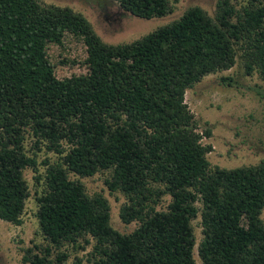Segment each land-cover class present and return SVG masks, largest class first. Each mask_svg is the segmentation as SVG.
Instances as JSON below:
<instances>
[{"label":"trees","instance_id":"16d2710c","mask_svg":"<svg viewBox=\"0 0 264 264\" xmlns=\"http://www.w3.org/2000/svg\"><path fill=\"white\" fill-rule=\"evenodd\" d=\"M115 1L140 19L173 13L171 0ZM68 34L85 46L86 72L59 79L57 66L77 62L53 63L48 50ZM238 58L264 80L263 0H218L213 17L192 7L121 45L106 44L71 8L0 0V220L23 224L32 169L42 237L23 262L65 264L61 248L71 245L91 247V264H197L196 248L202 264H264V160L213 167V146L203 143L212 133L198 131L186 103L188 90ZM28 134L57 156L43 171ZM104 172L109 190L127 198L121 220L139 223L130 234L114 229L109 200L80 180Z\"/></svg>","mask_w":264,"mask_h":264},{"label":"rangeland","instance_id":"374dc122","mask_svg":"<svg viewBox=\"0 0 264 264\" xmlns=\"http://www.w3.org/2000/svg\"><path fill=\"white\" fill-rule=\"evenodd\" d=\"M245 1L247 0H240L241 3ZM40 2L44 6L71 8L91 23L106 44L121 45L139 40L158 28L178 20L192 7H201L213 17L218 0H171L173 13L152 20L134 17L125 12L115 0H40ZM85 51V46L69 34L64 39L63 47L50 46L48 53L53 63L65 59L77 62L75 66L71 64L57 66V77L64 79L85 73L86 69L82 66L86 58ZM222 78H229L231 81L225 82ZM186 103L195 116L198 131L203 134L210 130L212 133L211 137L204 136L203 143L213 146L214 150L208 154V160L213 167L235 169L258 165L264 160V80L257 73L247 76L241 58L237 59L231 70L209 75L188 90ZM34 141L32 135L28 134L26 150L30 155L38 154L43 171L45 169L42 165L43 160L47 157L55 160L57 156L46 153L44 147L43 151L39 152L34 146ZM25 176L32 189V196L27 201L21 226L0 220V264H25L23 262L25 250L42 241L36 218L38 209L35 200L36 174L32 169H28ZM108 176V173L104 172L80 180L85 184L89 195L100 194L109 200L114 229L122 234H130L139 223L125 224L121 220V208L127 202V198L121 192L109 190L105 183ZM170 202L171 198L166 196L158 210H166ZM262 217L264 219V213ZM200 222V219L193 222L198 244L203 237ZM61 251L70 254L65 264H74L76 258H81L83 264H91L87 260L92 251L91 247L78 252L73 246L66 245ZM195 258L197 264H202L197 248Z\"/></svg>","mask_w":264,"mask_h":264}]
</instances>
